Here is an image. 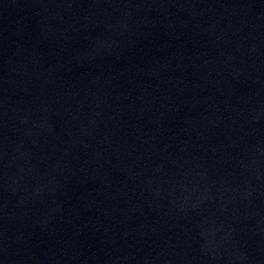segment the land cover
I'll return each mask as SVG.
<instances>
[{
	"label": "water",
	"instance_id": "1",
	"mask_svg": "<svg viewBox=\"0 0 264 264\" xmlns=\"http://www.w3.org/2000/svg\"><path fill=\"white\" fill-rule=\"evenodd\" d=\"M262 247L264 0H0V264Z\"/></svg>",
	"mask_w": 264,
	"mask_h": 264
}]
</instances>
